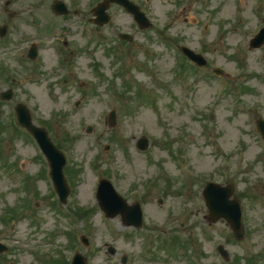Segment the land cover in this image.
Listing matches in <instances>:
<instances>
[{"label":"rangeland","instance_id":"1","mask_svg":"<svg viewBox=\"0 0 264 264\" xmlns=\"http://www.w3.org/2000/svg\"><path fill=\"white\" fill-rule=\"evenodd\" d=\"M30 1L19 0L24 14L42 22L22 26L25 36L46 28L56 37L32 63L0 49V89L15 85L14 99L0 101V241L8 246L0 264H68L76 251L90 264H264V140L256 128L264 118V46L250 48L264 26V0H134L154 23L145 30L116 4L108 25L97 26L100 0H62L74 12L62 18L54 0H33L32 10ZM122 32L134 40L122 41ZM183 44L209 65L190 64ZM217 66L229 74H213ZM17 102L66 155V204L18 124ZM142 136L150 138L145 152L136 146ZM102 177L128 202H142L141 229L121 215L107 218L96 195ZM209 181L237 186L243 240L226 220L207 221Z\"/></svg>","mask_w":264,"mask_h":264},{"label":"water","instance_id":"2","mask_svg":"<svg viewBox=\"0 0 264 264\" xmlns=\"http://www.w3.org/2000/svg\"><path fill=\"white\" fill-rule=\"evenodd\" d=\"M112 2H117L120 5L122 4L128 12L134 13L135 19L140 23L142 27H149L151 24L148 22L145 12H142L139 6L130 0H104L100 3L95 9L94 14L97 15V18L94 20L97 24H105L110 20V16L106 13V10L109 8ZM55 10L59 13L65 14L68 12L67 6L62 3H55ZM124 37L127 35L123 34ZM264 43V30L261 31L255 38L252 39L251 46L257 48ZM183 51L190 58H192L197 64L203 65L206 64V59L203 54H197L191 48L183 46ZM217 72H220L219 69H216ZM2 96L6 99H11V90L4 92ZM17 115L19 117L20 123L30 130V132L35 136L39 141L42 149L46 153L49 161H51V172L53 175L54 183L57 189L58 194H60L62 202H66L69 195V187L65 181L63 167L66 163L65 157L56 147L53 140L48 136L47 131L40 126H36L30 116L27 106L23 104H17ZM116 123V113L115 111L111 112L110 115V124L115 126ZM258 127L264 135V120L258 122ZM138 147L146 150L148 145V139L142 138L138 141ZM100 187L98 189V201L101 204L104 212L110 217H116L119 213H122V219L126 225H135L137 227L142 226V210L139 204L128 205L127 202L117 193L112 184L108 180H101ZM234 186L230 185L222 186L220 184L209 183L207 188L204 190V198L206 199L207 207L210 210L208 220L211 222H217L221 217H224L229 221L233 231H235L236 236L241 239L243 237L242 230V208L240 207V202L237 199H230V196L234 193ZM87 242V241H86ZM6 247L0 243V251L5 250ZM220 251L225 256H228V253L225 251L224 247H220ZM72 264H87V260L77 253L73 259Z\"/></svg>","mask_w":264,"mask_h":264},{"label":"flooded vegetation","instance_id":"3","mask_svg":"<svg viewBox=\"0 0 264 264\" xmlns=\"http://www.w3.org/2000/svg\"><path fill=\"white\" fill-rule=\"evenodd\" d=\"M32 2L33 0L30 3L28 2L29 10L36 7ZM37 3L40 4V0H37ZM26 8L28 7L24 2L20 4L19 0H0V34L6 32V35H0V49L9 54L17 51L18 54L23 55L22 58L26 57V61L29 62L34 51L38 53L39 57L41 56L45 38H54L55 35L50 34L51 32L44 28L36 31L33 36H25L24 30H21L22 26L31 25L32 20L35 18V14L32 15L33 17L24 14L23 10ZM22 39H24L23 43L21 45L18 44ZM34 43H37V45L32 46L31 44ZM65 44L67 45L68 41ZM52 47L56 50L55 46Z\"/></svg>","mask_w":264,"mask_h":264}]
</instances>
